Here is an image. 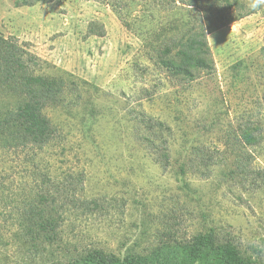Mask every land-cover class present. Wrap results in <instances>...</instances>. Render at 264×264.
Masks as SVG:
<instances>
[{"label":"rangeland","instance_id":"1","mask_svg":"<svg viewBox=\"0 0 264 264\" xmlns=\"http://www.w3.org/2000/svg\"><path fill=\"white\" fill-rule=\"evenodd\" d=\"M250 4L0 0V35L37 57L35 75L65 81L42 110L52 142L0 150V264L95 250L157 264L211 230L264 264V6ZM194 36L210 72L190 81L156 64L169 39ZM15 98L0 89V104Z\"/></svg>","mask_w":264,"mask_h":264},{"label":"trees","instance_id":"2","mask_svg":"<svg viewBox=\"0 0 264 264\" xmlns=\"http://www.w3.org/2000/svg\"><path fill=\"white\" fill-rule=\"evenodd\" d=\"M51 1L23 0V6ZM174 51L176 52L171 57ZM209 55L210 49L204 36L190 37L186 41L183 38H171L165 43L155 62L170 76L192 81L197 73L210 72L213 69ZM37 66V57L23 45L0 35V89L16 96L13 105L0 104V150H12L18 157L27 150L36 151V146L43 149L52 142L54 132L42 110L48 106L60 105L65 90L63 79L35 75L34 69ZM145 124L150 128L152 123L149 120ZM242 138L250 146L258 143V139L248 130L242 133ZM54 222L53 219L47 220L40 225L41 229L53 231ZM169 250L174 255L164 257L157 264H253L251 258L244 255L233 243L217 242L213 230L172 246ZM76 264L154 263L147 258L133 255L121 260L115 255L95 250Z\"/></svg>","mask_w":264,"mask_h":264},{"label":"clouds","instance_id":"3","mask_svg":"<svg viewBox=\"0 0 264 264\" xmlns=\"http://www.w3.org/2000/svg\"><path fill=\"white\" fill-rule=\"evenodd\" d=\"M261 6H264V0H251L250 7L252 9L260 8Z\"/></svg>","mask_w":264,"mask_h":264}]
</instances>
